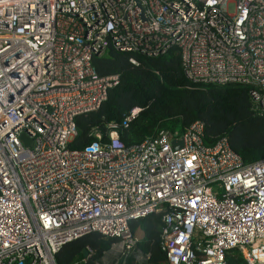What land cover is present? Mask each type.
<instances>
[{
    "label": "built area",
    "instance_id": "built-area-1",
    "mask_svg": "<svg viewBox=\"0 0 264 264\" xmlns=\"http://www.w3.org/2000/svg\"><path fill=\"white\" fill-rule=\"evenodd\" d=\"M109 49H175L187 80L247 85L264 115V0H0V264H55L93 232L113 240L95 264L123 260L130 223L155 214L167 264H264V159L244 163L226 136L207 145L202 120L129 145L110 124L69 147L118 83L92 63ZM84 250L72 264L93 261Z\"/></svg>",
    "mask_w": 264,
    "mask_h": 264
},
{
    "label": "trees",
    "instance_id": "trees-1",
    "mask_svg": "<svg viewBox=\"0 0 264 264\" xmlns=\"http://www.w3.org/2000/svg\"><path fill=\"white\" fill-rule=\"evenodd\" d=\"M92 63L100 77L117 76L118 83L108 89L98 109L76 117L77 134L69 143L71 149H83L96 141V129L106 141L110 124L118 127L120 139L129 145L154 136L160 129L182 132L192 122L202 120L207 145L226 136L244 163L264 159V115L254 109L249 86L190 82L175 49L157 57L109 49L106 55L94 57ZM134 107L140 112L124 127L123 121ZM161 228L160 214L132 221L131 231H140L141 236L131 253L123 257L124 264H167L160 245ZM112 242L96 232L82 235L60 247L55 264L80 260L86 247L94 251L88 264H95Z\"/></svg>",
    "mask_w": 264,
    "mask_h": 264
},
{
    "label": "rangeland",
    "instance_id": "rangeland-1",
    "mask_svg": "<svg viewBox=\"0 0 264 264\" xmlns=\"http://www.w3.org/2000/svg\"><path fill=\"white\" fill-rule=\"evenodd\" d=\"M136 235L138 237L141 236V232L140 231H137L136 232ZM120 252H119V249H115V250H112L109 252V255H107L106 257H104V262L103 263H100V264H116L120 259ZM135 258V257H134ZM135 262H139V258L136 257L134 259ZM132 264H135V263H132Z\"/></svg>",
    "mask_w": 264,
    "mask_h": 264
},
{
    "label": "water",
    "instance_id": "water-1",
    "mask_svg": "<svg viewBox=\"0 0 264 264\" xmlns=\"http://www.w3.org/2000/svg\"><path fill=\"white\" fill-rule=\"evenodd\" d=\"M21 138H22L23 140H26V138H25L24 135H22ZM29 143H30V142H29ZM173 144H174L175 146H178L176 142H173ZM83 255H84V256L86 255V251H85V250L83 251ZM117 264H123V260H122V259L119 260V261L117 262Z\"/></svg>",
    "mask_w": 264,
    "mask_h": 264
},
{
    "label": "crops",
    "instance_id": "crops-1",
    "mask_svg": "<svg viewBox=\"0 0 264 264\" xmlns=\"http://www.w3.org/2000/svg\"><path fill=\"white\" fill-rule=\"evenodd\" d=\"M111 264V263H110ZM123 264H124V261H123ZM125 264H126V262H125ZM130 264H132V263H130Z\"/></svg>",
    "mask_w": 264,
    "mask_h": 264
}]
</instances>
